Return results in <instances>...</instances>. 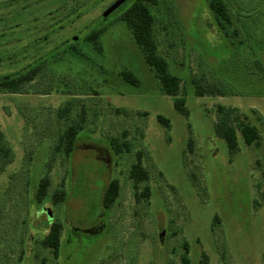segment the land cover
I'll use <instances>...</instances> for the list:
<instances>
[{
	"label": "rangeland",
	"instance_id": "obj_1",
	"mask_svg": "<svg viewBox=\"0 0 264 264\" xmlns=\"http://www.w3.org/2000/svg\"><path fill=\"white\" fill-rule=\"evenodd\" d=\"M132 1L104 18L117 0H0V77L54 55L22 93H0V132L13 151L0 164V264H182L185 244L192 264L203 254L208 264H264V0H228L233 38L220 34L207 0L151 6L160 56L183 80L188 116L161 91L121 20ZM100 29L99 52L85 36ZM72 44L80 53L56 51ZM193 80L227 93L198 97ZM219 106L256 125L259 145L239 135L230 155L214 132ZM83 114L73 155L55 152ZM113 138L130 151L116 153ZM139 151L148 202L136 200L130 176ZM45 175L49 196L37 203ZM112 180L120 195L105 209ZM57 190L66 199L54 204ZM53 221L63 225L58 258L41 245Z\"/></svg>",
	"mask_w": 264,
	"mask_h": 264
},
{
	"label": "trees",
	"instance_id": "obj_2",
	"mask_svg": "<svg viewBox=\"0 0 264 264\" xmlns=\"http://www.w3.org/2000/svg\"><path fill=\"white\" fill-rule=\"evenodd\" d=\"M211 12L220 27V34L223 33L226 37L233 38L239 34V29L236 27L231 11L232 6L228 0H207ZM157 4V0H136L129 8H127L122 16L121 20L126 24L128 30L131 32L135 43L142 51L143 56L153 71L156 80L159 83L161 91L167 95L176 98L175 108L184 116H188V110L186 107V100L180 98L179 95L182 90V78L174 74L166 59L160 56L159 48L154 36V23L155 18L151 11V6ZM110 8L106 13L107 17L111 13ZM115 10V8H114ZM104 30L91 31L85 36V40L91 43L99 52L101 47V36ZM67 49L72 50L75 53H80L77 48L72 44L69 47L62 46L57 48L56 51ZM9 52V50H7ZM6 52V53H7ZM55 52V50H54ZM52 53V52H51ZM51 53L41 57L37 61L27 65L19 71L6 74L0 77V93L6 94H19L22 93L25 87L31 84L37 76L43 71V69L50 63L53 54ZM60 52L55 55H59ZM11 57L8 56V60ZM123 77L134 84L137 80L129 72L123 73ZM194 93L198 97L205 96H222L227 92L221 88L218 84H210L205 81L193 80ZM70 107H67L61 111V116L68 115ZM159 121L166 126H169V119L159 116ZM85 123L84 114L81 115L79 121H74L69 124L66 129L59 135L58 142L55 147V152L64 154L67 158H70L75 149L76 143L79 139L80 133L83 130ZM214 132L217 137L223 139L228 147L230 155H235L239 152V135H241L244 144L248 147L259 145L261 133L258 127L248 121H244L237 115L236 110L233 108H226L223 106L218 107V120L214 125ZM111 145L116 153H123L130 151V145L127 141L122 143L118 138L111 140ZM143 152L137 153V161L132 166L130 171L131 179L134 182L136 188V200L138 202L146 201L151 197V189L149 186L141 185L146 183L150 176L147 168L144 165ZM13 159L12 148L5 144L4 134L0 132V164L5 165L10 163ZM3 168L0 165V173ZM50 187V178L45 175L40 179L37 185V191L35 199L37 203L44 202L48 199ZM120 182L118 180H112L107 186L103 196V206L105 209H110L116 202L120 195ZM66 199V191L57 190L53 196L52 201L54 204L64 202ZM63 232V225L59 221H53L50 224V229L47 235L41 240V245L44 248H48L55 258L60 255L61 249V236ZM182 264H192L190 257V248L185 244V252L181 255ZM208 257L203 254L200 264H208Z\"/></svg>",
	"mask_w": 264,
	"mask_h": 264
},
{
	"label": "water",
	"instance_id": "obj_3",
	"mask_svg": "<svg viewBox=\"0 0 264 264\" xmlns=\"http://www.w3.org/2000/svg\"><path fill=\"white\" fill-rule=\"evenodd\" d=\"M125 0H120L118 3H116V5H114L111 9V12L114 10V8L120 6ZM164 235V233L160 234V238H162Z\"/></svg>",
	"mask_w": 264,
	"mask_h": 264
},
{
	"label": "flooded vegetation",
	"instance_id": "obj_4",
	"mask_svg": "<svg viewBox=\"0 0 264 264\" xmlns=\"http://www.w3.org/2000/svg\"><path fill=\"white\" fill-rule=\"evenodd\" d=\"M118 1H120V0H117V2H115V3H118ZM135 1H136V0H133V1L131 2L130 6H131ZM127 2H128V0H125V1L122 3L123 5H121V6H124ZM115 3L112 4V7H113L114 5H116ZM130 6H129V7H130ZM116 8H118V7H116Z\"/></svg>",
	"mask_w": 264,
	"mask_h": 264
}]
</instances>
